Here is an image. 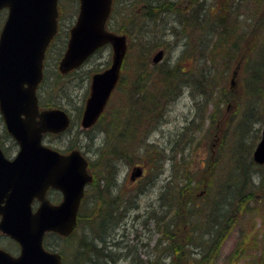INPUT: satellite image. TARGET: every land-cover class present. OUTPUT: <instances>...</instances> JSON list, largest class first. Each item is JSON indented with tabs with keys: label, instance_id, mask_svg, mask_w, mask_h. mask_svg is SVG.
Masks as SVG:
<instances>
[{
	"label": "trees",
	"instance_id": "trees-1",
	"mask_svg": "<svg viewBox=\"0 0 264 264\" xmlns=\"http://www.w3.org/2000/svg\"><path fill=\"white\" fill-rule=\"evenodd\" d=\"M158 1L150 0L148 9L150 19L155 20L168 11L175 10L173 6L165 7V4L161 5ZM206 2L207 0L184 2L181 0L176 12L174 11V21L184 29H187L185 26H189L192 32L194 26L192 24L197 22V38L203 40L202 48L205 51L200 50L198 42L199 66L202 67L200 73L192 74L193 77L191 75L187 81L190 83L189 94L193 96L191 117L187 122L185 120L174 132L168 133L169 137L167 134L165 141L161 137L158 138L170 102L181 96L186 84L180 81L176 62L170 68L166 64L167 68L159 71V80L155 79V83L152 84L155 85L153 87L155 91L142 92L140 101L129 96L131 100L134 99L132 113H135L136 118L138 116L144 120L153 118V122L145 121L141 125L137 121L130 129L119 131L120 141H128L129 149H124V144L119 146L116 139L112 141L109 134V131H113L111 125L100 128L99 131H95L93 126L89 130H78L73 133L75 143H72L71 147L81 148L82 140L89 142L93 141L95 136L99 138L98 146L93 148L95 159L92 157L88 163L93 180L88 185L78 214V227L81 226L83 213L86 214L87 229L84 232L74 231L66 237L53 234V241H56L58 246L51 245L49 237L44 240L47 247L58 250L64 255V259L66 250L76 247L71 264H105L103 260H106L107 252L102 243L115 241L118 231L132 212H135L133 218L137 223L142 222L143 227L148 226L150 221L154 224V233L158 234L155 244L161 246L160 249L157 247L148 253L145 259L140 258L137 264H213L228 233L238 226L240 219L248 212L257 211L255 215H261V223L264 226V213L259 211L262 209L264 212V206L254 205L264 201V164H256L250 155L255 136L252 143L244 140L246 135L251 139L250 134L253 132L251 124H255L257 118L264 114V0H215V9L212 13L209 10V13H206ZM163 11L166 13H162ZM194 11L198 12L196 21L193 17ZM230 22L238 26L243 22L244 31L237 34L238 27L232 31ZM206 24H209L207 31L200 35ZM220 29L223 31V35L221 34L223 39L219 40L216 46H224V42H230L231 49L224 53V59L218 60L219 54L212 55L215 49L212 48L211 37L215 38ZM162 46L163 43L154 42L153 45L146 47L147 51L144 54L148 56L153 48ZM171 48L173 52L174 47ZM237 51L239 54L233 59ZM190 55L193 57L196 53L192 52L188 57ZM240 58L242 62L239 67L238 83L232 89H226L224 83L230 71L229 67L231 63L235 64L237 60H241ZM144 77L145 75L141 74L139 81L144 80ZM48 78L51 81L49 89H59L66 92V95L57 102L53 99L48 102L40 99L41 105L60 106L66 109L61 101L68 104L67 98L73 95L72 80L58 71ZM199 83L197 88L196 84ZM138 85L143 88V85ZM226 94L232 98L231 103L235 104L233 113L224 110V103L229 100L225 99ZM248 96L251 102H255L254 106L252 103L250 105ZM258 103L259 109L255 112L254 107H257ZM240 105L245 106L243 112H240ZM207 107H210L211 111H208ZM120 114L113 113L111 119H119ZM77 117L79 115L72 117V122H75ZM222 117L226 118L223 120V129L217 126ZM206 120H209L206 123L208 134L215 128L212 133L215 147L213 150L211 148V151L216 154L212 157L211 153V157L201 170L203 174L197 176L200 171L192 174L187 171L190 161L186 162L185 157L188 153H185L188 149L192 150L190 146L195 145L194 136L201 130ZM1 124L0 117V129L4 135L10 137ZM141 126L143 128H139ZM216 136L220 137L219 142ZM148 137L157 139L152 140ZM154 144L157 146L156 155L151 156L150 152L144 159L140 151ZM234 144L238 151L235 157L230 151ZM220 160H223L222 166L224 164L228 166L224 169L225 172L221 170V166L218 167ZM167 161L175 167L177 164L181 168V173L176 176L172 172L157 186L156 182L164 173ZM142 162L148 164V173H155L148 176L143 187L133 188L118 184L117 177L122 165ZM142 194L150 198L154 194L156 197L151 198L148 205L143 208V205L139 204ZM201 198H204V206L197 207L196 203ZM204 208L206 210L204 217L201 218L199 233L197 223L200 218L197 219L196 214L202 212ZM150 231L153 233V230ZM251 235L249 243L236 240L225 258H230V262L236 264L247 251L253 250L254 253L250 255L251 264H264V230H255ZM76 237L78 240H75Z\"/></svg>",
	"mask_w": 264,
	"mask_h": 264
},
{
	"label": "water",
	"instance_id": "water-1",
	"mask_svg": "<svg viewBox=\"0 0 264 264\" xmlns=\"http://www.w3.org/2000/svg\"><path fill=\"white\" fill-rule=\"evenodd\" d=\"M57 2L0 0V9L7 8L0 31V113L7 131L20 145L12 161L3 157L0 150V186L12 190L0 226L21 244L18 257L0 249V264H61L59 254L45 250L44 231L71 232L77 221L83 186L91 180L86 161L77 150L63 155L40 142L44 132H58L69 123L67 113L58 107L39 110L35 90L42 76L45 49L57 27ZM79 2V13L58 63L60 70L66 72L77 67L107 43H111L113 53L110 67L92 75L91 91L80 119L81 125L87 128L103 110L114 87L126 42L123 35L105 29L112 0ZM163 54L162 49L156 50L152 61H159ZM231 81L233 84V78ZM252 157L256 163H264V127ZM141 172L142 167L136 166L131 177L134 179ZM49 185L62 190L60 204H49L42 199ZM34 195L43 201L33 214L29 205Z\"/></svg>",
	"mask_w": 264,
	"mask_h": 264
},
{
	"label": "rangeland",
	"instance_id": "rangeland-1",
	"mask_svg": "<svg viewBox=\"0 0 264 264\" xmlns=\"http://www.w3.org/2000/svg\"><path fill=\"white\" fill-rule=\"evenodd\" d=\"M59 1V5H58V23H59V30L57 31V36L54 38L53 42L51 43L52 46H50V48L48 49V52L46 54V58H45V70H46V75L48 77L53 76V74L55 73V71L57 70L56 67V60L57 57L60 56V54H62V52L64 51L65 47L64 45L66 42V34L68 32V29L74 24V20L75 17L78 13V4H79V0H58ZM181 1V0H178ZM183 2L185 0H182ZM121 0H117L116 7L119 9ZM161 5L162 3H167V0H159L158 1ZM214 2L215 0H207L206 2V13H208L207 11H211L214 10ZM123 4V5H122ZM120 7L124 6V11H121L120 14H118V9L115 10L114 14L118 15L117 18V23L114 22V20H112V16L110 18V22L108 23V27H112L119 29V27L121 25H123L122 27L124 28V33L127 34L128 36V56L125 58L124 62H125V66L123 69V75H125L124 80L122 81V83L120 84V89L118 91L117 94H115L114 96L111 97V100H109L107 106L105 107L104 112L102 113L101 117L99 118V121L93 125L95 127V131H99L105 127H109L111 129H113V131H109V134L111 136L112 141H116L118 142L119 146H121L122 144H124V149H129V143L128 141H124L121 142L119 139V131L120 130H124V129H130L131 127L135 126L138 118H136L135 113H132V118L129 119H125V115H126V108L124 106V103L127 101V93L128 91L133 87L132 84L135 83V81H133V77L135 78L137 84H141L143 85V88H140L139 90L142 92L147 91V90H154L153 87H155V85L153 86L152 84L155 83V79L158 81L159 77V71L160 70H164L166 67V60L167 58L170 57V62H172L170 64V66H174L176 64V62L178 63V67H179V62H187L188 61V57L187 59H182V58H177L179 54L178 51V46H174L173 52H172V48L171 45H169V42L171 41L172 43L175 42V35L174 34H170L168 27H170V29L172 30V32L174 31L173 27L175 26L178 29V38H181L184 34V28H182V25H180L179 23L175 22L173 17H171V13H166V11H163L162 13H166L163 14V16H159L157 17L155 20H151L146 19L149 15L148 14H144L146 13V11H149V5H150V0H126V4L123 3ZM143 4L147 5L148 9L143 8ZM182 6V5H181ZM155 9V8H153ZM152 9V10H153ZM194 9V8H193ZM196 9V8H195ZM157 11H159V9H157ZM142 12V13H141ZM153 12H155L153 10ZM129 14L127 18H125L124 14ZM6 10L3 9L0 12V27H1V23L4 21L5 17H6ZM121 16V17H120ZM131 19H135V24L133 25L132 28H130V21ZM167 19V21H166ZM246 25V24H245ZM167 26V27H166ZM209 24H206L204 26V30L202 32H200V35L204 34V32L207 31ZM229 26H231V30L235 31L238 27V30L236 31L237 34L241 33L244 31V26H243V22L242 24H240L239 26L236 25L234 22H230ZM130 28V29H129ZM185 28H187V30L190 32L191 35H193V32L190 31L189 26H185ZM197 28V26H196ZM198 30V28H197ZM246 31V29H245ZM223 35V31L220 29L217 34L216 37H211V41L213 42V49H215L213 54H216L218 56V60H220V58H223V55L226 51L230 50L231 48H229V44L230 42H224V46H216V43L219 40H222V36ZM189 39V38H188ZM192 39V37H191ZM189 39V41L191 40ZM195 40L192 39V41L194 43H198L199 42V47L200 50L202 52H205L204 49L202 48V42L203 40L201 38H197L194 37ZM231 39V37H230ZM154 42H161L163 43L164 46V51H166L165 54V58L163 61H161V63H158L157 65H154L152 63H149V57L151 58V56L153 55V51L155 50L154 48L152 49V53L149 54L148 56L145 55V51H147V46L149 45H153ZM143 50V51H142ZM59 52H61L60 54H58ZM218 52V53H217ZM131 53V54H130ZM239 54V51H237L234 55H233V59L234 57ZM112 57V53H111V47L105 46L103 47L101 50H98V52L94 53V55H92L91 57L88 58V60L86 62H84L83 64L80 65V67H78L76 70L66 73L65 77L70 78L72 80V85L74 88V92L73 95L70 96L69 98H67L68 100V104L65 101H61L66 110H69L71 112V116L72 117H76L77 115H79L80 110L85 101V98L88 96L90 87V79H91V75L94 72H99V70H103V68L106 66V63L110 61ZM235 57V58H236ZM166 59V60H165ZM136 62L140 63L138 64V69L134 70V66L136 64ZM109 64V63H108ZM107 64V65H108ZM234 63H231L230 65V71H228L227 74V78H226V82L224 83V85L226 86V89L231 88L230 86V79L232 76V70L231 68L234 66ZM188 65H192V64H187L185 65L186 67ZM225 65V64H224ZM214 66H216L214 64ZM202 66H198V67H193L191 69V73H195L196 71L199 72V70L201 69ZM129 72V73H127ZM132 72V74H131ZM200 73V72H199ZM141 74H144V80H142L141 82L139 81V76H141ZM188 75V74H187ZM219 76V74H218ZM46 78L45 81H43L39 87L38 90L40 92V99L48 102L51 101L50 99L55 100L56 102L59 101L61 99V97H64L66 95V92H61L59 89L56 90H52L49 89L48 90L45 88L47 85L51 86V81L49 78ZM234 79L238 80V76H235ZM45 88V89H44ZM124 89V90H123ZM157 89V86H156ZM232 89V88H231ZM138 90V91H139ZM86 93V94H85ZM85 94V96H84ZM61 95V96H60ZM84 96V97H83ZM228 95L226 94V98L225 99H229L226 103H224V110L227 111L228 113H233V111L235 110V104H232L230 99H232L230 96L227 97ZM141 97V95H140ZM138 98V97H137ZM248 100L250 102V105L252 103V106H254L255 102H251L250 97L248 96ZM173 102V101H172ZM170 102V107L169 109L165 112V122L163 123L162 129L159 132V137H161V139H163L164 141L167 138V134L170 132H174L179 125L184 124L185 120L186 122L189 120V117H191V110H192V105H191V99L188 95H185L181 98L178 99V101H174L173 103ZM240 112H243V109L245 106L240 105ZM255 112L257 109H259V103L257 104V107H254ZM208 111H211L210 107H207ZM115 112H120V117L119 119H111L112 114ZM264 113V110H263ZM75 122H72L70 125V128L68 131H65L62 135H50L47 134V136H45L43 138V143L44 144H48L51 145L52 147H57V148H61L64 149V147L69 146V144L75 143V140L73 139V133H75V131H78L81 129L80 127V121H78V117L75 118ZM223 120H226L225 117H222L221 119H219V122L217 123V126L221 127L222 129L224 128L223 126ZM209 122V120H206L205 123L201 126V130H199V132L194 136L196 138L195 145L194 146H190V149H192L191 151L188 149L186 150V153H188V155L185 157L186 162H189V165L187 167V171H189L190 174H192V172H199L198 174H196L197 176H200L201 173L203 174V172L201 171L202 168L205 167L208 159L211 157V153H212V157L216 154V152L214 153V151H211V148L213 150V148L215 147V142L212 139V133L214 131L215 128H212V131L210 132V134H208V130H207V126L206 123ZM141 125L143 122H140ZM92 126V127H93ZM251 128L253 129V132L250 134L251 135V139L247 137V135L245 136V141L252 143V138L254 137L253 143H252V148L250 151V155L252 154L253 149L255 148L256 142L259 140L260 138V132L262 127L264 126V114L262 117H258L257 118V122H255V124H251ZM233 127V126H232ZM101 128V129H100ZM139 128H143V126L139 127ZM232 129V128H231ZM230 129V132H231ZM257 129H259L257 131ZM164 131V132H163ZM165 131H169V132H165ZM0 135H2V131L0 129ZM3 136V135H2ZM169 137V134H168ZM217 137V142L220 141V137ZM4 140H8L7 138H5ZM83 143L87 142V140H82ZM163 141V142H164ZM95 142L99 143V138L95 140ZM211 142V144H210ZM162 145H166V143H162ZM168 147V146H167ZM234 148L231 149V154H233V156H237L238 151L236 148V144H234L233 146ZM141 149V148H140ZM157 150V146L154 145H150L147 147V149H145L144 151H140L142 157L144 159H146V155L147 153L149 154L150 152H152L151 156H155L156 155V151ZM83 154H85L87 157L91 158L94 153H92V148L91 146L87 145L85 147L82 148ZM168 153V152H167ZM95 159V157L93 158V160ZM178 162V161H177ZM223 160H220L219 162V166L218 167H222L221 170L225 172L224 169H226L228 166H226L225 164L222 166ZM138 164H146L145 162L142 163H138ZM147 165V164H146ZM132 165H129L128 163H125L124 165L121 166L120 169V182L121 184L125 185V186H130L133 188H140L144 186L145 181H147L148 176L155 174V173H148V168L147 171H145V173L147 175L146 178L142 179V180H137L136 183H131L130 179H129V171L131 170ZM165 171L164 174L161 175L159 181L156 182V185L159 186L160 184H162V179L166 178V175H170L172 172L176 174V176H179V174L181 173V168L176 164L175 166H172L170 161H167L165 163ZM204 170V169H203ZM179 173V174H178ZM171 192V191H170ZM54 196H56V194H54ZM156 195H152L151 198H155ZM150 197H148V195H144L142 194L140 200H139V204L142 206L143 208L148 205L149 200L151 199ZM204 198H201L200 200L197 201V207H203L204 203H203ZM253 204V203H252ZM257 207L260 206H264V201L259 202V204H254ZM142 208V209H143ZM206 210V208H204V210L200 213H197V219L198 223H197V229L198 232L201 233L200 231V223H201V218L204 217V211ZM139 211L142 210L140 209ZM208 211V209H207ZM260 212L264 213L262 209H259ZM135 212L130 213L127 218V222L120 228V230L117 233V238L116 240H120L121 243H123L124 245H126L127 247H123V251H130L133 254L138 255V259L140 258H145V254H143V250L141 249L140 243L141 242H146L149 243V247H153L155 242L157 241V237L158 234H156V232L154 233V224L150 221L148 226L143 227L142 222L137 223L136 220L133 218L134 217ZM257 214V211L253 212H248V214L244 215L240 221L238 222V226L234 229H232L228 235L227 238L224 240V242L221 244V248L220 251L216 257V260L213 264H229V262L231 261L230 258H225L226 255L228 254V252L232 249L234 242L237 240L239 241H243L246 243H249L250 238L252 237L251 232H254L255 230H260L263 231L264 230V226L261 223V215H255ZM144 218V216H143ZM254 222L255 225L252 223ZM87 223L86 220V214L83 213V216L81 217V226H79L76 231L77 232H84L87 229V226H85ZM202 229V228H201ZM153 230V233L152 231ZM250 231L249 234H247V232ZM205 231V230H204ZM203 232V231H202ZM76 239V238H75ZM236 241V242H237ZM58 246V244H56ZM247 245V244H245ZM63 246V245H62ZM194 247V246H192ZM66 248H68V245H66ZM76 248V247H75ZM69 249L66 250V254H65V264H71V257L73 256V252L74 249ZM160 248V247H159ZM200 249V248H199ZM254 252L253 250L247 251L245 253L244 256L240 257L239 262L236 264H251V258L250 255H252ZM139 264V263H138ZM230 264H232V262H230Z\"/></svg>",
	"mask_w": 264,
	"mask_h": 264
},
{
	"label": "flooded vegetation",
	"instance_id": "flooded-vegetation-1",
	"mask_svg": "<svg viewBox=\"0 0 264 264\" xmlns=\"http://www.w3.org/2000/svg\"><path fill=\"white\" fill-rule=\"evenodd\" d=\"M116 1L112 3V7H111V9L113 10L112 20H114L115 23H117V21H118L117 20L118 15H115L114 14L115 10L118 9L116 7L118 4L115 5L116 4ZM122 1H123V3L126 4V0H121V2H119L120 3V6L122 4ZM163 4H165V7H166V5L168 7L173 6L175 8L174 11L176 12V8L180 5V1H178V0H167V3H163ZM120 6H119V9H118V14H120L121 11H124V6L123 7H120ZM142 6L145 9L147 8V5L146 4H143ZM174 11H171L170 10L167 13H171L172 14L171 17L174 18V15H175V12ZM128 15L129 14H127V13L124 14L125 18H127ZM195 15L196 14H194L193 17H194V19L196 21L197 20V17ZM166 21H167V19H166ZM196 23L192 24V25H194L192 27L193 28L192 29L193 35H191L187 29H183L184 30L183 38L182 37L181 38H178V36H179L178 29L175 26L173 27V29H174L173 32L170 29V27H168V29L170 31L169 33L175 35V42L172 43L170 41L169 42V45H175L177 43V46L179 47L178 48L179 58L187 59V57H188L189 54H191L192 52L193 53H196V56H193L192 57L190 55L188 57V61L187 62H181V61L179 62L180 81H182V83L184 81L186 83L185 86L187 88L189 87V84H190L189 82H187L188 81V78L192 74L193 75H197V73H198L197 71L195 73H191V69L193 67H198L199 64H200V61L198 59V53H199L198 43L197 42L194 43L192 41V39L195 40L194 37H197ZM122 26L123 25H121L119 27V29L114 28V31L116 33H118V34H120L122 32L123 34L126 35V33H124V31H123L124 28ZM130 28H131V26H130ZM191 37H192V39H191ZM188 38L191 39V40L189 41ZM189 47H191L192 50H189ZM169 60H170V57L167 58V60L165 62L167 63L168 67L170 68V64L172 62H170ZM187 64H192V65H188L186 67L185 65H187ZM137 65H138V63L135 64L134 70H137L138 69V66ZM127 73H129V72H127ZM131 74H132V72H131ZM193 75H192V77H193ZM120 77H121V79H119V80L122 83V81L124 80V77L122 78V75ZM133 81H136L134 77H133ZM133 85L134 84H132V86ZM199 85H200V83L199 84H196L197 88H199ZM132 90H133L132 97H134V98H137L138 97L139 98L140 95H141L139 93V91H138L139 88L137 86H135V87L133 86L129 91H132ZM5 138H7L8 140H4ZM19 149H20V145L18 144V140L17 139L11 140L9 137H0V150H1V153H2L3 157H6L10 161H12V160L15 159V156L18 153ZM5 187L6 186H0V192H1V198H0V225H1V222L3 221V219H5V215H6V212H5L6 208L4 207L7 204V201L6 200H9L10 199L11 192H12V190L5 189ZM54 194H56V196H54ZM62 198H63V192H62V190L59 189V188H56L54 186L49 185V187H46V189H45V191L43 193V198L42 199H45V201H47L49 204L50 203L51 204H58V203L61 202V200H63ZM42 201L43 200H41L40 198H38L37 195H34L31 198V202H30V205H29V211H31V213H33V214L36 213L37 212L36 210L39 208V205L41 204ZM3 208H5V209H3ZM53 234H55V230L51 229V230L45 231L43 237L44 238L49 237L50 240H51L52 237L54 236ZM118 245H121L119 243V241L118 242H116V241H107V242H104L103 243V247H107V246L117 247ZM0 248L6 250L7 252H10L14 256H17L19 254V252H20V245H18L17 240L11 234H9L8 232L7 233L4 232L2 230V228H1V226H0ZM115 251H116V253L119 252L118 250H115Z\"/></svg>",
	"mask_w": 264,
	"mask_h": 264
},
{
	"label": "bare ground",
	"instance_id": "bare-ground-1",
	"mask_svg": "<svg viewBox=\"0 0 264 264\" xmlns=\"http://www.w3.org/2000/svg\"><path fill=\"white\" fill-rule=\"evenodd\" d=\"M207 12L209 13V11H207ZM197 13H198V12L195 13V14H196V15H195L196 17H197V15H198ZM211 13H212V12H211ZM189 50H192V48L189 47Z\"/></svg>",
	"mask_w": 264,
	"mask_h": 264
}]
</instances>
